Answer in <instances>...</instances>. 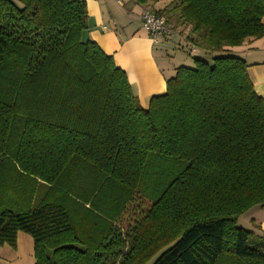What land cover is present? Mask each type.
Masks as SVG:
<instances>
[{
	"label": "trees",
	"instance_id": "obj_1",
	"mask_svg": "<svg viewBox=\"0 0 264 264\" xmlns=\"http://www.w3.org/2000/svg\"><path fill=\"white\" fill-rule=\"evenodd\" d=\"M155 12L221 55L145 108L85 37V0H0V246L22 231L36 264H264L238 224L264 205V97L230 50L264 36V0Z\"/></svg>",
	"mask_w": 264,
	"mask_h": 264
},
{
	"label": "crops",
	"instance_id": "obj_2",
	"mask_svg": "<svg viewBox=\"0 0 264 264\" xmlns=\"http://www.w3.org/2000/svg\"><path fill=\"white\" fill-rule=\"evenodd\" d=\"M85 1L89 15L85 37L95 41L106 54L113 56L119 67L126 70L142 106L148 107L151 97L164 93L167 79L176 74L178 66L168 53L167 45L172 42L184 49L191 48L186 39L175 41L171 36H160L158 42H153L143 26L145 9L157 11L172 0H150L146 4L135 0ZM170 26L175 30L183 29L172 23ZM230 50L249 63V75L255 89L264 97V36ZM198 52L205 53L196 49L195 53ZM238 224L264 239V205L248 210L239 218ZM0 264H36L33 237L20 231L15 248L9 244L0 246Z\"/></svg>",
	"mask_w": 264,
	"mask_h": 264
},
{
	"label": "built area",
	"instance_id": "obj_3",
	"mask_svg": "<svg viewBox=\"0 0 264 264\" xmlns=\"http://www.w3.org/2000/svg\"><path fill=\"white\" fill-rule=\"evenodd\" d=\"M143 26L148 32L153 42H158L160 36H171L175 41L178 39H185L180 31L174 30L168 23L164 16L159 15L154 10L145 9L142 14ZM195 51V48L192 49Z\"/></svg>",
	"mask_w": 264,
	"mask_h": 264
},
{
	"label": "rangeland",
	"instance_id": "obj_4",
	"mask_svg": "<svg viewBox=\"0 0 264 264\" xmlns=\"http://www.w3.org/2000/svg\"><path fill=\"white\" fill-rule=\"evenodd\" d=\"M157 8V6H155ZM153 10L155 11V9L153 8ZM180 31V30H179ZM189 29H182V31H180V33L182 35L187 34L186 32H188ZM168 53L170 55H172V58H175V63L176 66H190V67H194L195 66V58L198 56L204 57L206 58L208 61H210L211 63L214 61L213 58L221 55L219 53H203V52H198V53H194L191 52L189 50V48H181L178 45H176L175 43H169L168 45ZM243 221H241L242 223ZM152 262V261H151ZM149 262V264L151 263Z\"/></svg>",
	"mask_w": 264,
	"mask_h": 264
}]
</instances>
